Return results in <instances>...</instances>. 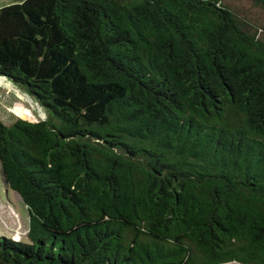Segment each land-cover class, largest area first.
<instances>
[{"label": "trees", "instance_id": "trees-1", "mask_svg": "<svg viewBox=\"0 0 264 264\" xmlns=\"http://www.w3.org/2000/svg\"><path fill=\"white\" fill-rule=\"evenodd\" d=\"M0 75L46 113L0 120V264H264V26L228 0L11 2Z\"/></svg>", "mask_w": 264, "mask_h": 264}, {"label": "rangeland", "instance_id": "rangeland-1", "mask_svg": "<svg viewBox=\"0 0 264 264\" xmlns=\"http://www.w3.org/2000/svg\"><path fill=\"white\" fill-rule=\"evenodd\" d=\"M16 1L20 0H0V6ZM228 1L251 23L264 26V8L250 0ZM45 116L44 109L29 94L0 76V120L2 122L9 124L17 117L35 121ZM26 230V215L21 198L17 192L3 183L0 173V234L21 239L26 237Z\"/></svg>", "mask_w": 264, "mask_h": 264}, {"label": "water", "instance_id": "water-1", "mask_svg": "<svg viewBox=\"0 0 264 264\" xmlns=\"http://www.w3.org/2000/svg\"><path fill=\"white\" fill-rule=\"evenodd\" d=\"M0 76H2L3 78H6V77L3 76V75H0ZM0 169H1V167H0ZM0 173H1V176H2V181H3V183H4L5 185H7V182H6L5 179L3 178L2 171H0Z\"/></svg>", "mask_w": 264, "mask_h": 264}]
</instances>
